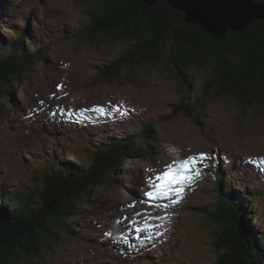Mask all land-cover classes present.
Returning <instances> with one entry per match:
<instances>
[{
  "label": "rangeland",
  "instance_id": "374dc122",
  "mask_svg": "<svg viewBox=\"0 0 264 264\" xmlns=\"http://www.w3.org/2000/svg\"><path fill=\"white\" fill-rule=\"evenodd\" d=\"M94 3L0 0L7 37H15L11 28L29 25L26 53L49 46L35 77L14 83V102L3 101L9 113L0 117V183L11 191H32L41 185L42 164L50 156L65 160L73 151L71 158L87 162V148L138 136L146 125L151 152L127 158L114 171L115 185L93 188L83 209L65 219V239L34 257H20L18 264H214L217 228L198 208L219 204L225 187L217 184V173L233 180L229 194L243 199L249 193V211L260 216L255 223L264 233V99L239 105L227 94L205 96L207 61L205 67L180 65L182 81L169 66L144 62L134 81L96 82L98 70L128 41L74 37ZM9 54L6 45L0 48V58ZM195 99L199 109L190 117L179 105ZM189 157L200 174L182 186L180 197L144 196L153 190V176Z\"/></svg>",
  "mask_w": 264,
  "mask_h": 264
},
{
  "label": "trees",
  "instance_id": "16d2710c",
  "mask_svg": "<svg viewBox=\"0 0 264 264\" xmlns=\"http://www.w3.org/2000/svg\"><path fill=\"white\" fill-rule=\"evenodd\" d=\"M6 28V24H0V48L6 45L10 51L0 58L1 118L9 113L3 101L14 102L13 84H24L26 79L35 77L49 47L27 54L29 25L23 31L11 28L14 38L4 34ZM74 37L98 43L110 37L128 41L126 48L98 70L96 82L134 81L144 62L167 65L182 81L180 65L205 67L207 61L211 69L206 75L205 96L213 91L227 94L239 105L256 97L264 99V20H254L239 32L229 28L224 35H216L196 23H188L184 12L164 0L153 5L139 0H95L88 10L87 22ZM197 105L195 99L179 108L196 117ZM147 127L150 125L138 136L117 144L87 148V162L71 158L73 151H69L65 161L50 156L42 164L41 185L32 191H11L0 183V264H18L20 257H34L39 250L65 239L70 232L65 219L83 209L93 188L103 182L115 185L114 171L124 166L127 158L151 152L146 142ZM216 181L225 187L219 193V204L215 209L198 208L217 228L214 244L219 256L214 264H264V233L255 223V218H261L249 211L254 202L250 197L241 199L226 194L231 182L228 173H217ZM236 206L240 212H234Z\"/></svg>",
  "mask_w": 264,
  "mask_h": 264
},
{
  "label": "water",
  "instance_id": "95a60500",
  "mask_svg": "<svg viewBox=\"0 0 264 264\" xmlns=\"http://www.w3.org/2000/svg\"><path fill=\"white\" fill-rule=\"evenodd\" d=\"M153 5L159 0H139ZM185 13L188 23L206 32L224 35L227 28L241 30L253 20H264V1L258 0H164Z\"/></svg>",
  "mask_w": 264,
  "mask_h": 264
},
{
  "label": "snow or ice",
  "instance_id": "6c2138e0",
  "mask_svg": "<svg viewBox=\"0 0 264 264\" xmlns=\"http://www.w3.org/2000/svg\"><path fill=\"white\" fill-rule=\"evenodd\" d=\"M102 111V109H101ZM204 154H201L203 156ZM195 158L189 157L181 161H174L173 164L168 165L167 169L154 177L155 182L150 181V187L153 189L144 193V196L150 200H159L168 197L171 199L174 194L180 197L183 193V185L190 184L194 177L199 176L198 171H193L192 162ZM172 203H177V200H171ZM167 207V205H165Z\"/></svg>",
  "mask_w": 264,
  "mask_h": 264
},
{
  "label": "bare ground",
  "instance_id": "6f19581e",
  "mask_svg": "<svg viewBox=\"0 0 264 264\" xmlns=\"http://www.w3.org/2000/svg\"><path fill=\"white\" fill-rule=\"evenodd\" d=\"M2 21H3V20H2ZM198 25H199V24H198ZM7 28H8V27H7ZM24 29H25V28H19L20 31H23ZM26 39H28V37H27ZM26 39H25V44L27 43V40H26ZM31 43H33V42H31ZM40 48H42V47H40ZM110 106H111V105H110ZM112 144H116V143H112ZM64 161H65V160H64ZM153 178H154V176H153L151 179H153ZM153 180H154V179H153ZM150 181H151V180H150ZM154 182H155V181H154ZM231 182H233L232 179H231ZM249 184H250V183H249ZM249 189H250V188H249ZM249 189H248V190H249ZM250 191H251V190H250ZM228 192H229V190L227 191L226 194H227V195H231V194H229ZM237 196H238V195L235 194V197H237ZM245 196H246V197H251V196H249V193H248V192L246 193ZM243 198H244V197H243ZM165 201H168V200L165 199ZM252 209H253V205H252ZM253 211H254V210H253ZM250 213H251V212H250ZM254 213H255V211H254ZM255 221H256V218H255Z\"/></svg>",
  "mask_w": 264,
  "mask_h": 264
}]
</instances>
